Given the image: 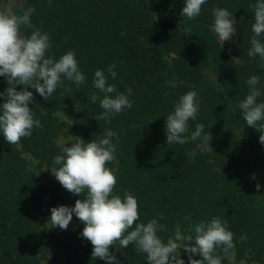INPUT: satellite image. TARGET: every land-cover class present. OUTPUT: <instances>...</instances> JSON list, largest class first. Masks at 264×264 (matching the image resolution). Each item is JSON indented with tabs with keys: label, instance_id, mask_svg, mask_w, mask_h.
I'll use <instances>...</instances> for the list:
<instances>
[{
	"label": "trees",
	"instance_id": "16d2710c",
	"mask_svg": "<svg viewBox=\"0 0 264 264\" xmlns=\"http://www.w3.org/2000/svg\"><path fill=\"white\" fill-rule=\"evenodd\" d=\"M251 3L255 0H206L200 15L188 20L180 15L185 0H22L25 8L36 9L32 23L50 35L48 54L59 59L74 50L86 83L77 87L65 80L47 101L29 87L30 107L43 128L16 145L0 133V264H40L48 257H62L64 264H107L92 258L93 246L80 235L84 225L75 214L66 230L48 223L51 208L74 207L85 195L68 192L52 174L51 168L59 167L53 159L62 151L54 140L61 135L87 142L105 127L119 137L116 160L108 165L118 169L114 191L136 196L141 221L163 213L160 223L168 231L159 235L166 240L178 221L189 229L220 216L234 233L235 263L264 264V145L236 107L248 94L252 75L260 77L258 101L264 102L262 61L247 55ZM214 7L233 12L237 31L231 40L222 42L212 31ZM189 25L191 35H186ZM110 64L116 65L117 78L108 83L126 94L130 88L134 103L106 125L94 118L102 111L99 102L92 104L88 97L95 92L102 98L92 83L94 72ZM8 86L0 76V93ZM190 90L199 94L200 111L196 121H189L188 134L197 123L211 127L213 149L203 154L197 149L194 159L186 153L200 140L168 145L165 131L167 115ZM60 113L66 124L58 120ZM180 251L189 264L188 254ZM110 252L119 264H147L135 245Z\"/></svg>",
	"mask_w": 264,
	"mask_h": 264
},
{
	"label": "clouds",
	"instance_id": "9594fccd",
	"mask_svg": "<svg viewBox=\"0 0 264 264\" xmlns=\"http://www.w3.org/2000/svg\"><path fill=\"white\" fill-rule=\"evenodd\" d=\"M206 0H185L180 15L194 20L202 11ZM254 12L251 24L253 33L247 55L257 56L264 68V0H255L249 4ZM36 9L25 8L20 4L14 7L13 0L0 3V76L6 78L8 87L0 96L4 102L0 104V133L10 145L19 144L22 138H30L34 129H42L43 124L30 107L34 101L31 87L46 101L53 97L64 81L73 82L77 87L86 83L76 53L69 49L59 59L49 55L53 47L48 32L36 27L31 20ZM214 21L212 31L222 42L231 40L236 34L237 21L233 12L227 8L212 9ZM31 29L30 35L25 30ZM191 35V26L185 29ZM116 65L110 64L107 69L94 72L93 85L103 96L95 92L88 97L92 104L99 102L101 113L94 117L111 124L112 119L125 109L133 107L128 94L120 92L115 84L108 83L109 78L115 80ZM248 94L236 105L243 115L247 126L261 133L259 142L264 145V102L258 101L261 96L260 77L252 75L247 80ZM17 86H23L17 90ZM200 111L199 94L190 90L181 95L174 104V110L167 115L165 123L166 143L168 145H184L190 140H200V144L187 151L189 159H194L197 149L201 154L213 152L210 146L212 135L201 123L189 133V121H196ZM116 140L114 143L113 140ZM119 144L118 134L105 127L96 139L85 141L82 137L73 136L71 146L62 147L60 154L53 159L51 172L64 189L76 196L74 207L58 206L51 208L48 221L51 228L66 230L73 219V214L84 225L81 236L93 246L92 258L104 260L107 264H119L110 248L117 250L135 245V252L145 254L147 264H185L181 259V249L188 254L189 264H223L225 259L235 258L234 233L229 230L228 223L220 216L210 220H201L189 229H182L178 221L174 226V235L166 240L159 235L167 232V226L160 223L165 217L163 213L147 222L140 219L139 203L136 196L124 190L123 196L115 192L118 182V169L109 167L116 160ZM255 179V174H253ZM260 184H256L259 191ZM191 221V216L183 217ZM188 233V234H185ZM201 257L194 259V256Z\"/></svg>",
	"mask_w": 264,
	"mask_h": 264
},
{
	"label": "rangeland",
	"instance_id": "374dc122",
	"mask_svg": "<svg viewBox=\"0 0 264 264\" xmlns=\"http://www.w3.org/2000/svg\"><path fill=\"white\" fill-rule=\"evenodd\" d=\"M7 0H0V3H6ZM22 0H13V3H14V7L18 8L19 5L21 4ZM168 59L169 58H165V62H168ZM58 117V120L64 124L67 123V120L65 119L64 117V114L63 113H60L57 115ZM73 138L72 137H62L61 135L58 136L54 142L55 144L62 148L64 146H71V140ZM22 157L27 160V161H31V159L29 158L28 155L26 154H23ZM229 261V264H242V262H238V263H235L234 259L233 260H228ZM40 264H64V259L62 257H58L56 259H53L51 257H48L46 260L42 261Z\"/></svg>",
	"mask_w": 264,
	"mask_h": 264
}]
</instances>
